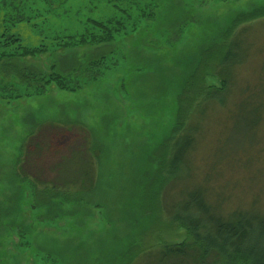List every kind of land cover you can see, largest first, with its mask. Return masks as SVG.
I'll return each mask as SVG.
<instances>
[{"label": "rangeland", "instance_id": "rangeland-1", "mask_svg": "<svg viewBox=\"0 0 264 264\" xmlns=\"http://www.w3.org/2000/svg\"><path fill=\"white\" fill-rule=\"evenodd\" d=\"M70 1L56 12L62 17H54L55 25L40 27L50 38V52L28 64L46 75L55 64L65 76L84 72L94 60L99 77L82 79L76 93L53 84L44 95L11 99L10 105L1 97L0 264H113L132 248L131 253H157L163 245L181 244L187 232L163 226L198 187L211 190L215 201L227 199L228 209L257 200L264 207V126L251 144L254 133L244 125L253 110L241 98L244 87L257 94L264 90V19L236 30H249L254 56L235 70L223 106L209 101L208 110L195 114L192 124L199 133L186 164L174 170L172 161L173 147L179 148L173 132L181 97L190 96L203 55L225 46L235 19L264 8V0H137L153 9L155 20L136 30L129 22L130 31L113 44L56 49L53 38L84 34L79 20L102 22L114 15L111 0ZM20 30L33 35L26 44H41L32 27L23 23L15 32ZM205 86L221 88V83L207 77ZM243 146L245 155L232 153ZM86 170L95 177L85 180L83 189L95 190L86 195L78 189V204L63 200L59 207L60 200L33 199L35 191L79 188L81 182L65 187V179L77 173L80 180ZM148 192L153 204L145 200ZM148 205L157 213L147 211Z\"/></svg>", "mask_w": 264, "mask_h": 264}, {"label": "trees", "instance_id": "trees-1", "mask_svg": "<svg viewBox=\"0 0 264 264\" xmlns=\"http://www.w3.org/2000/svg\"><path fill=\"white\" fill-rule=\"evenodd\" d=\"M110 2H112L110 7L114 10L111 18L102 22L93 19L79 20L80 23L83 22L84 34L78 37L68 35L64 40L53 38L54 47L57 45L56 49L65 50L72 47L113 44L118 36L130 31L129 22L134 21L132 26L136 30V27L143 22L155 20L153 9L149 5L143 6L137 0H111ZM70 4V0H0V99L7 98L6 104L13 103L11 99L20 101L22 97L30 99L31 96L44 95L53 84L61 91L76 93L81 89L82 79L87 77L89 80H95L99 77L95 72L98 62L94 60L87 63V69L84 72L73 70L65 73V76L57 72L58 68L55 64L52 65L48 75L28 64L29 60L45 56L51 49L47 44L50 38L43 37L40 27L48 23L55 25L54 17H62L56 14L58 9L65 5L70 7ZM263 19L264 8L237 17L232 34L229 32L227 44L203 55L199 69L189 83L190 96L184 99L181 97V104L177 111L173 132V136L177 132V138L173 139L174 142L179 139V148L173 147L174 170L186 164L185 159L193 149L192 145L195 142L193 135L199 133V127H194L192 124L195 114L208 110V107L204 105H208L209 101L211 104L223 106L226 103L225 98H228L234 85L235 70L246 65L254 56L249 53L251 45H247L249 30L245 28L238 32L236 30L242 25ZM23 23L32 27L43 38L41 40L39 36L37 37L40 39V45L26 44L25 38L29 40L33 36L31 32L28 31L25 34L21 33L22 30L15 32ZM54 35H60V33L54 32ZM69 73L75 76L67 75ZM66 76L75 78V82L73 78L68 79ZM207 77L219 79L221 88L206 87ZM261 84L262 80L259 85ZM257 92L256 88L247 86L244 87L241 95L244 106L253 110L249 117H245L247 125H244L254 133L251 144L256 141L257 129L264 126V90L263 93L257 94ZM192 106H196L197 109L193 111ZM228 144L226 141V147L229 149ZM247 146L252 145L247 144ZM247 146H243L241 150L233 149L232 153L245 155ZM253 160L254 158L250 157L247 163L251 165ZM76 163L81 167V162ZM70 176L71 178L65 179L68 181L65 187H74L77 182H81L82 185L80 183L79 188L67 192L64 188L63 191L56 187L50 188V191H39V193L35 191L33 199H38L37 201H42L44 204L60 200V207L64 206V201L69 205L78 204L75 194L78 189L86 195L95 190L88 192L83 189L85 180L94 178V173L86 170L80 180L77 178V173ZM72 177L74 180H71ZM171 178L175 179L176 176L171 175ZM70 181H75L74 185H71ZM148 193L145 195V200L153 204L151 197L153 193ZM227 201L222 198L215 201L211 190L204 187L196 188L189 194L182 212L173 216L172 221L163 226L168 230H172L173 227L185 230L188 234L187 241L181 244L163 245L157 253H153L152 250H138L131 253L132 248L113 264H264V207L257 200L252 202L250 207L228 209ZM145 208L152 214L157 213L155 208L151 209L152 205Z\"/></svg>", "mask_w": 264, "mask_h": 264}]
</instances>
